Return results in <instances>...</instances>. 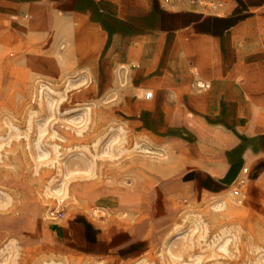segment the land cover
Here are the masks:
<instances>
[{
  "label": "rangeland",
  "instance_id": "rangeland-1",
  "mask_svg": "<svg viewBox=\"0 0 264 264\" xmlns=\"http://www.w3.org/2000/svg\"><path fill=\"white\" fill-rule=\"evenodd\" d=\"M85 77L0 19V264H264V183L161 191L167 154ZM119 228L149 246L91 243Z\"/></svg>",
  "mask_w": 264,
  "mask_h": 264
},
{
  "label": "crops",
  "instance_id": "crops-1",
  "mask_svg": "<svg viewBox=\"0 0 264 264\" xmlns=\"http://www.w3.org/2000/svg\"><path fill=\"white\" fill-rule=\"evenodd\" d=\"M213 1L216 9L189 0H0V19L18 23L21 44L77 64L95 96L111 98L110 112L167 154L159 175L173 180L161 191L209 194L264 183V0ZM148 235L102 230L91 243L136 256Z\"/></svg>",
  "mask_w": 264,
  "mask_h": 264
},
{
  "label": "built area",
  "instance_id": "built-area-1",
  "mask_svg": "<svg viewBox=\"0 0 264 264\" xmlns=\"http://www.w3.org/2000/svg\"><path fill=\"white\" fill-rule=\"evenodd\" d=\"M162 4H171L174 0H160ZM191 2H195V1H198L200 4H208L210 6V8L212 9H216L217 7V2L213 1V0H189ZM202 86L204 84H201ZM50 214L53 216V217H60L62 216V213L59 211V210H52L50 211Z\"/></svg>",
  "mask_w": 264,
  "mask_h": 264
},
{
  "label": "bare ground",
  "instance_id": "bare-ground-1",
  "mask_svg": "<svg viewBox=\"0 0 264 264\" xmlns=\"http://www.w3.org/2000/svg\"><path fill=\"white\" fill-rule=\"evenodd\" d=\"M86 180V179H85ZM81 181V180H80ZM211 186H213V185H211ZM210 186V187H211ZM214 187V186H213ZM209 190H210V188H209ZM70 216V215H69ZM82 219V218H81ZM80 219V220H81ZM79 220V219H78ZM72 223V222H71ZM98 223V222H97ZM75 225V224H74ZM78 225H79V222H78ZM73 226V225H72ZM81 226V225H80ZM74 227H76V226H74ZM78 227V226H77ZM76 229V228H75ZM77 230H80V229H77ZM99 230V229H98ZM82 232V231H81ZM54 233V232H53ZM72 233V232H71ZM65 235H67V233H65ZM72 235V234H71ZM81 236H82V234H81ZM66 237V236H65ZM74 237V236H73ZM72 238V237H71ZM80 238V237H79ZM81 238H83V237H81ZM65 239V238H64ZM82 242V241H81ZM80 243V242H79ZM70 244V243H69ZM73 244H75V243H73ZM77 245V244H76ZM66 246V245H65ZM70 246H72V245H70ZM73 247V246H72ZM75 248H77V247H75ZM74 249V248H73ZM82 249V248H81ZM68 251V250H67ZM75 253V252H74Z\"/></svg>",
  "mask_w": 264,
  "mask_h": 264
}]
</instances>
